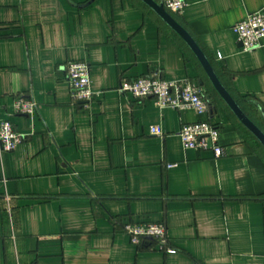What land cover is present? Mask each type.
Instances as JSON below:
<instances>
[{"label":"crops","instance_id":"obj_1","mask_svg":"<svg viewBox=\"0 0 264 264\" xmlns=\"http://www.w3.org/2000/svg\"><path fill=\"white\" fill-rule=\"evenodd\" d=\"M185 1L169 12L264 132V38L245 52L233 30L264 0ZM76 60L90 65L89 107L71 95ZM156 72L198 82L207 112L118 91ZM18 97L35 111L17 113ZM0 120L25 135L0 150V264H264V145L142 0H0ZM200 120L219 128L224 157L184 148L181 127ZM131 222L164 224L175 252L134 242Z\"/></svg>","mask_w":264,"mask_h":264},{"label":"built area","instance_id":"obj_2","mask_svg":"<svg viewBox=\"0 0 264 264\" xmlns=\"http://www.w3.org/2000/svg\"><path fill=\"white\" fill-rule=\"evenodd\" d=\"M164 7L174 13L181 14L187 6L185 0H162ZM241 49L245 52L256 50L261 46L264 38V12H253L233 26ZM68 82L72 98L89 107L96 93L92 89L91 69L86 61H70L66 64ZM118 91L130 94L136 99L153 98L161 108L193 109L199 114L208 110V103L203 87L191 79L167 80L159 72L139 76L133 80L121 82ZM36 102L32 99L18 97L15 102L17 113L32 114L36 109ZM151 134L161 136L163 131L159 126L152 125ZM185 149L209 150L215 158L226 155V150L220 143L221 132L217 126L208 120L185 123L179 132ZM25 139V135L18 132L10 120H0V150L12 151ZM175 164L169 165L173 167ZM131 239L142 242L145 239L155 240L160 249L169 252L175 250L167 248L169 235L162 223H127L124 229Z\"/></svg>","mask_w":264,"mask_h":264},{"label":"water","instance_id":"obj_3","mask_svg":"<svg viewBox=\"0 0 264 264\" xmlns=\"http://www.w3.org/2000/svg\"><path fill=\"white\" fill-rule=\"evenodd\" d=\"M147 6H149L161 19H163L191 48L198 60L200 61L202 67L204 68L206 74L208 75L210 81L212 82L214 88L223 98L226 104L231 108L237 118L246 126L256 138L264 145V132L260 129L242 110L240 105L231 96L229 91L223 86L219 80L212 64L209 59L193 38V36L185 29L173 16L167 11L162 2H157L155 0H142Z\"/></svg>","mask_w":264,"mask_h":264},{"label":"trees","instance_id":"obj_4","mask_svg":"<svg viewBox=\"0 0 264 264\" xmlns=\"http://www.w3.org/2000/svg\"><path fill=\"white\" fill-rule=\"evenodd\" d=\"M173 15H175V14L173 13ZM176 15H177V14H176ZM176 15H175V16H176Z\"/></svg>","mask_w":264,"mask_h":264}]
</instances>
